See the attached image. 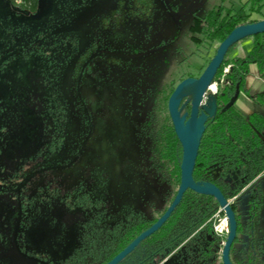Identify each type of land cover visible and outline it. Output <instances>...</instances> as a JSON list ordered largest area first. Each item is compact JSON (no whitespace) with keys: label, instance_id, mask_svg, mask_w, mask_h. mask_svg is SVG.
<instances>
[{"label":"trees","instance_id":"1","mask_svg":"<svg viewBox=\"0 0 264 264\" xmlns=\"http://www.w3.org/2000/svg\"><path fill=\"white\" fill-rule=\"evenodd\" d=\"M90 1L23 0L17 5L12 0V13L0 3V209L7 215L2 224L9 226V239L18 225V249L34 257L36 253L22 246L27 233L23 227L32 220L46 225L49 242L41 264H105L156 221L180 182L181 145L167 110L174 86L184 78H197L234 27L264 19V0H220L202 13L194 11L184 34L195 50L176 60L168 79L157 84L151 79L156 71L143 61L115 57L94 38V19L80 47L70 12ZM43 14V22L32 19ZM251 14L256 17L250 19ZM251 38L252 48L243 57H229L238 42L227 50L213 78L218 81L230 64L226 82L217 85L214 114L203 116L193 169L196 183L217 186L226 199L236 196L231 203L237 219L230 250L233 264H264V112L259 110L264 88L255 92L246 86L250 65L264 81V33ZM190 57L192 62L187 61ZM113 60H125L120 74L134 81L143 150L138 168L160 192L156 201L140 206L130 199H114L113 183L104 175L109 168L121 167L105 166L117 155L118 131L108 117L94 116L93 81L98 65L103 62L109 71L106 64ZM240 94L257 108L237 105ZM75 125L83 144L100 136L96 160L104 163L102 170L97 163L88 165V175L76 177L71 159L54 162ZM46 171L51 174L48 181L31 182ZM67 176L72 184L63 185ZM217 210L211 197L187 190L161 228L120 264H158L182 243L163 264H221L216 258L219 237L213 230L222 217H213Z\"/></svg>","mask_w":264,"mask_h":264},{"label":"rangeland","instance_id":"2","mask_svg":"<svg viewBox=\"0 0 264 264\" xmlns=\"http://www.w3.org/2000/svg\"><path fill=\"white\" fill-rule=\"evenodd\" d=\"M219 1L149 0L148 2L145 0L139 3L134 0L130 3L129 0H91L87 6L72 12L73 17L70 21V27L78 33L80 37L79 45L82 47L86 34L93 26L92 20L99 13L104 12L107 7V13L112 16V25L116 26L115 24H117L119 27L115 32L108 33V42H112L116 48L127 49L128 51L132 47H137V53L134 50L131 51L133 54H131L132 61H143L145 66L155 70L156 72L152 74L151 79L156 81L157 84H161L168 79L169 73L173 69V63L195 50L193 44L184 34V30L191 23L194 11L202 13L217 5ZM0 3L3 5L2 0H0ZM163 3H165V6ZM133 17L137 18V24L132 21ZM255 17V14H251L250 19ZM44 19L45 16H42L34 20L42 22ZM36 22L29 21L31 24H36ZM177 47L182 49L176 51ZM128 51L125 52L126 56L130 55ZM193 60L191 57L187 59L190 62ZM116 62L113 60L106 64L110 67L109 71H107L105 64L101 62L97 67L98 77L93 81L95 90L93 100L94 116L108 117L115 130L118 131V140L115 143L117 155L115 158L108 159L105 166L119 163L121 167L116 170L107 169V175L109 182L114 185L113 193L116 197H125L130 193L138 200L151 198L152 195L158 193V190L152 180L138 170L142 150L137 128L139 111L136 97L131 89L134 81L131 77L120 74L121 69L119 66L125 65L126 61ZM105 75L106 77H104ZM218 81H216L217 85L219 84ZM246 83H253L252 89L255 92H260L264 87H262L264 81L252 74L251 71L246 77ZM189 100V96L185 98L186 103ZM237 105L244 110L257 108L243 94L239 95ZM259 110L264 112V106L260 107ZM76 127L77 125L71 128L67 141L62 151L54 158V162L60 164L64 160L71 159L74 161L71 170L73 174L78 175L88 165L98 163L102 167L104 163L102 164L96 160L100 151L97 148L96 141L100 136H94L93 141L88 140L83 144L82 137H78L79 129ZM77 147L80 149L78 148V150ZM120 184L124 187H118ZM216 225L219 230L225 231L226 225L223 218ZM34 239L38 242L37 235L34 236ZM8 260L1 264H17L16 261Z\"/></svg>","mask_w":264,"mask_h":264},{"label":"water","instance_id":"3","mask_svg":"<svg viewBox=\"0 0 264 264\" xmlns=\"http://www.w3.org/2000/svg\"><path fill=\"white\" fill-rule=\"evenodd\" d=\"M264 33V19L252 23L241 24L234 27L218 44L216 51L202 73L197 78H184L179 81L171 92L167 101V110L175 135L181 145L180 182L176 194L165 212L146 230L134 238L124 249L116 254L105 264H118L129 254L140 241L154 233L166 221L175 207L179 204L183 193L189 189L196 193L213 197L228 218L229 232L222 251V263L231 264L229 248L234 239L236 221L234 213L220 190L214 185L198 184L194 182L192 172L198 153L201 135L204 127V115L212 116L216 110V94H204L212 86L213 78L221 66L227 50L235 43L256 34ZM191 90L190 95L188 91ZM190 97L189 113L183 112L185 101L180 106L182 99ZM238 96V92L230 99L231 106Z\"/></svg>","mask_w":264,"mask_h":264},{"label":"flooded vegetation","instance_id":"4","mask_svg":"<svg viewBox=\"0 0 264 264\" xmlns=\"http://www.w3.org/2000/svg\"><path fill=\"white\" fill-rule=\"evenodd\" d=\"M51 0H48V2H50ZM131 1H134V0H129V2L131 3ZM137 2H139V3H141V2H143V1H145V0H136ZM146 1H148L149 2V0H146ZM91 2V1H90ZM90 4V3H89ZM164 4V6H165V3H163ZM3 5H4V7L5 6H7V8L9 9V11H10V13H12L13 12V8H14V6H13V4H12V0H4L3 1ZM133 5V4H132ZM132 5H131V7H132ZM85 6H87V5H85ZM85 6H83V7H85ZM83 7H80V8H83ZM172 8H173V6H171ZM80 8H76V9H74V10H77V9H80ZM174 9V8H173ZM74 10H72L71 12H70V15H71V18L73 17V14H72V12L74 11ZM111 14H109V13H107V7H106V10L104 11V12H101V13H99V15L97 16V17H95L94 18V24H95V26H94V38L96 39V40H98V41H100V40H102L104 43H105V45L107 46L106 47V49L109 51V52H111L112 53V55H115V57L116 56H122V57H126V58H129V59H131V56L133 55L132 53H131V51L132 50H134V52H136L137 50V47H132L129 51L127 50V49H120V48H116V46L114 45V44H112V42H108V40H107V35H108V33H113V32H115L116 30H118L119 29V27H118V25L117 24H115L116 26H113L112 25V16H110ZM43 16H45L46 17V14L44 15L43 14ZM42 17V16H41ZM70 18V19H71ZM32 19H35V17H33ZM133 20V22H136L135 24H137V22L138 21H136V19L137 18H132ZM45 20V19H44ZM43 20V21H44ZM135 20V21H134ZM31 22H32V20H30ZM42 21V22H43ZM71 21V20H70ZM102 46H103V44H102ZM103 49V48H102ZM103 50H105V49H103ZM130 52V55L129 56H126L125 55V52ZM137 53V52H136ZM132 54V55H131ZM135 54V53H134ZM122 66H124V65H120L119 67L120 68H124V67H122ZM230 70V69H229ZM228 74V73H227ZM225 79H226V77H225ZM213 82H215V81H213ZM213 84V83H212ZM176 86V85H175ZM174 86V87H175ZM207 91H208V89H207ZM216 91H217V87H216ZM207 93V92H206ZM215 94H216V92H215ZM185 101V98L184 99H182V101H181V104H180V106L183 104V102ZM189 106V103H187L185 106ZM184 109H185V107H184ZM184 109H183V112H184ZM189 113V112H188ZM188 116V115H187ZM139 135H140V131H139ZM140 137H141V135H140ZM141 144V143H140ZM141 150H142V145H141ZM143 151V150H142ZM141 159H142V156H141ZM141 159H140V161H141ZM140 161H139V165H140ZM74 162V161H73ZM98 164V163H97ZM97 164H94V166L95 165H97ZM73 165V164H72ZM139 165H138V167H139ZM72 167V166H71ZM104 167L102 166V167H99V169L100 170H102ZM88 166H86V168L84 169V171H82L81 173H79L78 175H76V177H79L80 175L81 176H84V175H88ZM138 170L142 173V170L140 169V168H138ZM144 174V173H143ZM104 175L105 176H107V173L104 171ZM144 175H146V174H144ZM147 176V175H146ZM192 176H193V172H192ZM108 177V176H107ZM259 177V176H258ZM257 177V178H258ZM51 178V174H50V171H46L43 175H36L35 177H33L32 179H31V182L32 183H37V182H40V181H43V182H45V181H48L49 179ZM72 178H75L74 176L72 177ZM60 180H62V179H60ZM194 180V179H193ZM256 180V178L254 179V180H252L246 187H244L242 190H241V192H243L251 183H253L254 181ZM109 181V180H108ZM64 182V183H63ZM63 185H65L66 183L68 184V183H70V184H72L71 182H69V177L67 176V177H65L64 178V180H63ZM195 182V181H194ZM108 183H111V182H108ZM113 187H114V185H112L111 186V195H112V197L114 198V199H117V200H121V201H123V200H126V199H130L131 201H133V203L134 204H136V205H138V206H140V205H144L145 203H148L149 201H152V200H157L158 198H159V196H160V192L158 191V193L157 194H154V195H152V197L151 198H144V199H135V197H134V195H132V194H130V193H128L125 197H120V198H118V197H116L115 195H114V193H113ZM118 187H121V188H123L124 186H121V185H118ZM217 187V186H216ZM157 188V187H156ZM218 188V187H217ZM219 189V188H218ZM158 190V189H157ZM187 190H189V189H187ZM186 190V191H187ZM220 190V189H219ZM177 191V190H176ZM185 191V192H186ZM189 191H192V190H189ZM184 192V193H185ZM193 193H195V194H198V195H203V194H199V193H196V192H194V191H192ZM220 192H221V190H220ZM184 193H183V195H184ZM222 193V192H221ZM176 194V193H175ZM183 195H182V197H183ZM223 195V194H222ZM175 196V195H174ZM204 196H208V197H211V196H209V195H204ZM224 196V195H223ZM174 198V197H173ZM216 203H217V201L213 198V197H211ZM225 198V197H224ZM236 198V196L235 197H233L232 199H226L227 200V202H228V204H229V206L231 207V209H232V206H231V203H232V201L234 200ZM182 199V198H181ZM173 200V199H172ZM172 202V201H171ZM170 202V203H171ZM180 202H181V200H180ZM179 202V203H180ZM263 204H264V202H263ZM170 205V204H169ZM168 205V206H169ZM179 205V204H178ZM177 205V206H178ZM217 205H218V203H217ZM176 206V207H177ZM175 207V208H176ZM168 208V207H167ZM166 208V209H167ZM165 209V210H166ZM175 210V209H174ZM173 210V211H174ZM173 211H172V213H173ZM232 211H233V213H234V217H235V221H236V231H235V236H234V239H233V241H232V243H231V245H230V248H229V254H228V256H229V260H230V262H231V264H233L232 263V261H231V259H230V250H231V247H232V244L234 243V241H235V238H236V233H237V219H236V216H235V212H234V210L232 209ZM165 212V211H164ZM163 212V213H164ZM162 213V214H163ZM171 213V214H172ZM218 213H221L222 214V217H220V220H221V218H223L224 219V222H225V225H226V229H225V231H223V233L222 234H219V233H217L216 231H215V229H214V226H213V230H214V232H215V234L219 237V242H218V249H217V252H216V258H217V260L221 263V264H223L222 263V251H223V247H224V245H225V241H226V238H227V235H228V232H229V224H228V218L226 217V215L224 214V212H223V210L220 208V206L218 205V210H217V212L213 215V217L214 218H216L217 216H218ZM161 214V215H162ZM170 214V215H171ZM263 214H264V210H263ZM160 215V216H161ZM170 215H169V217H170ZM3 216H4V214H2V211L0 210V264L1 263H4L5 262V260H8V259H11V260H13V262H17V264H41L40 262H42L41 261V259H43L44 257H43V255L47 252V245H48V242H49V235H48V233H46L45 232V224H43V223H34V220H32V223H28L27 225H25V227H23V230L24 231H27V233L25 234V237H24V239H25V242H26V244L24 245V243H23V245L22 246H26L25 248H28L29 250H31V253H36L37 254V256L36 257H34V256H28V255H25V254H23L19 249H18V246H17V244H16V239H15V237H17V232L19 231V229H18V225L15 223V230H13V233L11 234V237H10V239H9V226L8 225H5V226H3V224H2V219H3ZM6 216L7 215H5L4 217L6 218ZM159 216V217H160ZM158 217V218H159ZM168 217V218H169ZM157 218V219H158ZM167 218V219H168ZM156 219V220H157ZM166 219V220H167ZM166 222V221H165ZM164 222V223H165ZM154 223V222H153ZM152 223V224H153ZM163 223V224H164ZM151 224V225H152ZM162 224V225H163ZM150 225V226H151ZM161 225V226H162ZM161 226H160V228H161ZM148 228V227H147ZM146 228V229H147ZM160 228H158L155 232H157ZM146 229H144V230H146ZM143 230V231H144ZM143 231H141V232H143ZM140 232V233H141ZM154 232V233H155ZM139 233V234H140ZM154 233H152V234H154ZM138 234V235H139ZM151 234V235H152ZM35 235H37L38 236V242L36 241V239H34V236ZM137 235V236H138ZM151 235H149V236H151ZM24 236V235H23ZM137 236H135L134 238H136ZM148 236V237H149ZM148 237H146V238H148ZM133 238V239H134ZM145 238V239H146ZM132 239V240H133ZM145 239H143L142 241H140L139 243H138V245L129 253V254H131ZM131 240V241H132ZM9 241V244H7V246H6V248L4 247V245H5V243H7ZM130 241V242H131ZM22 242H23V240H22ZM129 242V243H130ZM128 243V244H129ZM36 244V245H35ZM37 244H38V246H37ZM127 244V245H128ZM184 243H182V244H180L176 249H174L168 256H166L162 261H160L158 264H163L176 250H178L182 245H183ZM13 245V246H12ZM126 245V246H127ZM125 246V247H126ZM13 247H14V249H13ZM124 247V248H125ZM5 248V249H4ZM123 248V249H124ZM121 251V250H120ZM119 251V252H120ZM118 252V253H119ZM117 253V254H118ZM129 254H127L120 262H118V264H120ZM116 255V254H115ZM114 255V256H115ZM113 256V257H114ZM112 257V258H113ZM36 258L37 259H39V261H37L36 260ZM111 258V259H112ZM110 259V260H111ZM9 261V260H8ZM108 262V261H107ZM106 262V263H107Z\"/></svg>","mask_w":264,"mask_h":264},{"label":"crops","instance_id":"5","mask_svg":"<svg viewBox=\"0 0 264 264\" xmlns=\"http://www.w3.org/2000/svg\"><path fill=\"white\" fill-rule=\"evenodd\" d=\"M252 44H253V40L252 38H248V39H244L243 41H240L239 43H237L233 50L232 53L230 54V58L232 57H243L244 55H246L252 48ZM251 71L252 74H254L255 76L259 77V73L258 70L256 68V66L254 65H250L249 67V72ZM253 83H246L247 87H253L252 86ZM264 85L262 84V87ZM264 88V87H263Z\"/></svg>","mask_w":264,"mask_h":264},{"label":"built area","instance_id":"6","mask_svg":"<svg viewBox=\"0 0 264 264\" xmlns=\"http://www.w3.org/2000/svg\"><path fill=\"white\" fill-rule=\"evenodd\" d=\"M13 2H14L15 4H17V5H19V4H23V0H13ZM229 69H230V64L225 65V66L223 67L222 74H221V76H220V78H219V81H218L219 83H224V82H226L225 77H226L227 73L229 72ZM216 87H217V82L215 81V82H213L212 86L208 89L207 93L204 94V97H205L207 94H209V93H210V94H215V92H216ZM214 229H215V231H216L217 233H219V234H222V233H223L222 230H219V229H218V226H217V225L214 226Z\"/></svg>","mask_w":264,"mask_h":264},{"label":"bare ground","instance_id":"7","mask_svg":"<svg viewBox=\"0 0 264 264\" xmlns=\"http://www.w3.org/2000/svg\"><path fill=\"white\" fill-rule=\"evenodd\" d=\"M188 93L191 95L192 94L191 90H189Z\"/></svg>","mask_w":264,"mask_h":264}]
</instances>
